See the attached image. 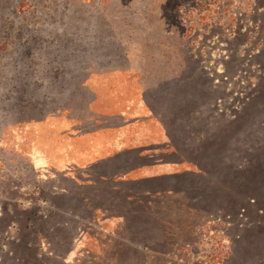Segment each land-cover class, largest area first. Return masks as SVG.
<instances>
[{
  "label": "rangeland",
  "instance_id": "1",
  "mask_svg": "<svg viewBox=\"0 0 264 264\" xmlns=\"http://www.w3.org/2000/svg\"><path fill=\"white\" fill-rule=\"evenodd\" d=\"M183 2L6 11L16 32L0 33V264H264V0ZM229 24L248 35L229 39ZM69 129L103 145L130 130L183 180L132 196L135 214L103 232L76 198L68 208L70 170L46 165Z\"/></svg>",
  "mask_w": 264,
  "mask_h": 264
},
{
  "label": "crops",
  "instance_id": "2",
  "mask_svg": "<svg viewBox=\"0 0 264 264\" xmlns=\"http://www.w3.org/2000/svg\"><path fill=\"white\" fill-rule=\"evenodd\" d=\"M134 127L135 124H130L127 128ZM131 134L128 130L124 132L122 138L103 145L97 136L76 133L64 145L63 153L59 150L52 154L47 149L44 154L46 165L51 164L58 170H70L67 180H71L72 184L80 182V186L84 187L83 190L87 194L95 195L92 196L95 200L94 208L89 213L101 218L97 225L106 233L117 232L123 221L135 214V212L131 214L135 200L132 196H138L141 200L171 190L175 184L182 181L168 179V174L175 169L160 160H154L155 155L150 154L149 150H141L138 145L144 138L139 136L137 142L133 139L130 141ZM105 189H109L107 192L109 194L104 192L98 194L99 190ZM121 192H131L133 195L126 194L123 198ZM116 204L124 209L116 212L112 208ZM86 239L83 232L78 242L85 243Z\"/></svg>",
  "mask_w": 264,
  "mask_h": 264
},
{
  "label": "trees",
  "instance_id": "3",
  "mask_svg": "<svg viewBox=\"0 0 264 264\" xmlns=\"http://www.w3.org/2000/svg\"><path fill=\"white\" fill-rule=\"evenodd\" d=\"M30 1L31 2L29 3L25 0H0V33L3 32V30H4V33L16 32L14 27H12L10 30L9 29L7 30V27L4 28L5 24H15V22L13 20H10L9 18H7L6 11H11L14 16H19V14H20V16H22V11H24L26 8H31L32 10H35L36 12L38 11L36 9L38 6V0H30ZM46 1H48V0H46ZM191 2H192V0H189V1L184 0V2L181 5H183V7L184 6L186 7V5H190ZM72 5H71V8H72ZM43 8L48 9L49 7L47 5H44ZM179 9H182V7H180ZM249 10H251V9L250 8L245 9L244 12H249ZM178 12L181 13L179 10H178ZM250 13L252 16H255L257 12L252 11ZM33 14H35V13H33ZM68 15L69 14H67L66 16L68 17ZM2 24H4V25L2 26ZM216 25L217 24H214L213 28H215ZM229 26L231 27L230 28L231 32L227 33V34H226V32H224V34L228 35L229 39H239L240 36L246 37L248 35V31L244 27H242V24H239L238 26H234L233 24H229ZM65 31H67V30L65 29L61 33L66 34ZM187 34H188V31H187ZM189 35H187V36H189ZM5 39L6 40H4V38H2V42L0 43V52L8 50V46L6 44L9 42L8 41L9 38H5ZM186 39L192 40V38L189 39L188 37ZM66 132L69 134V136L70 135L74 136V134L76 133V131L73 129H71V130L69 129ZM86 133H88V132H86ZM69 136H67V137H69ZM169 165H172L170 167L175 169V171L171 172V174L170 173L168 174V179L170 178L171 180H181V179L183 180L184 170L178 168V167H180L181 164L178 166L175 163L169 164ZM165 177H167V176H165ZM73 184H74V186H73ZM73 184H72V188L66 191L67 196H69V199H68L69 207L68 208H71L70 206H72V204H74L73 198L74 199L76 198L79 201V206H78L79 209L81 208V210L87 211V212L92 211L94 208V198L93 197L87 198V192H85L83 190L84 187L80 186V182L73 183ZM84 194H86V196ZM83 198H85V199H83ZM132 207H134V206L132 205ZM91 215L93 217V223L95 221L96 224H98L97 222H99L101 220V218H99L95 214H91ZM127 219L128 218H126V220ZM126 220L123 221V223L120 225L119 230H121L124 227ZM79 221L81 222V220H77L75 223H77Z\"/></svg>",
  "mask_w": 264,
  "mask_h": 264
}]
</instances>
